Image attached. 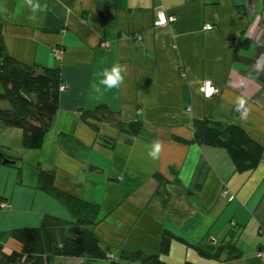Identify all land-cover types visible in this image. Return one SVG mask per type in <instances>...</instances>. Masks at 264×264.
Returning a JSON list of instances; mask_svg holds the SVG:
<instances>
[{"label": "crops", "instance_id": "crops-1", "mask_svg": "<svg viewBox=\"0 0 264 264\" xmlns=\"http://www.w3.org/2000/svg\"><path fill=\"white\" fill-rule=\"evenodd\" d=\"M37 2L47 7L33 22L25 0H0L5 45L27 64L59 67L63 87L41 149L18 150L24 160L20 173L0 165V231L35 226L46 214L67 216L37 188L33 166L41 163L54 171L57 188L99 205L95 234L114 255L157 252L164 228L192 244L220 241L236 227L238 246L251 226L254 237L242 239V256L222 264H264L258 257L264 248V151L254 171L239 174L223 149L170 140H190L193 119L213 115L236 124L264 149V0ZM158 12L175 21L155 28ZM48 14L63 23V32L40 30ZM116 64L126 68L124 82L107 91L100 85L101 96L92 85ZM205 81L217 89L212 98L198 92ZM240 97L249 109L243 120ZM99 103L124 122L140 119L145 131L129 139L103 124L100 134L115 140L113 148L103 146L78 119L79 109ZM20 137L16 129L0 128L3 147L18 146ZM156 139L162 151L152 160L148 152ZM161 260L213 264L177 241Z\"/></svg>", "mask_w": 264, "mask_h": 264}, {"label": "trees", "instance_id": "trees-1", "mask_svg": "<svg viewBox=\"0 0 264 264\" xmlns=\"http://www.w3.org/2000/svg\"><path fill=\"white\" fill-rule=\"evenodd\" d=\"M40 30L58 34L65 30V26L48 14ZM62 87L59 67L27 64L9 53L0 23V128L18 130L21 133L20 148L31 151L41 149L58 112ZM78 119L94 132L100 144L110 149L115 146V140L100 134L103 124L114 127L129 139L138 138L145 131L143 121L124 122L119 113L105 103L91 109H79ZM190 127V140L176 135H172L170 140L183 145L196 144L225 150L234 173H248L258 167L263 146L236 124L210 115L193 119ZM64 139L76 146L74 140ZM4 161L8 162L5 165H12L20 173L23 158L0 145V165H4ZM33 168L37 173V188L56 201L67 216L62 218L46 214L35 226L0 231V264H167L161 257L169 254L172 241L186 245L199 257L213 261V264L235 260L243 254L237 246L240 230L231 227L220 241L205 238L192 244L164 228L157 252L119 251L114 255L113 250L102 244L95 234V227L100 223L99 205L57 188L52 169L41 163ZM170 171L174 175L175 170ZM154 178L162 181L160 174H154ZM260 231L264 233V224Z\"/></svg>", "mask_w": 264, "mask_h": 264}, {"label": "clouds", "instance_id": "clouds-1", "mask_svg": "<svg viewBox=\"0 0 264 264\" xmlns=\"http://www.w3.org/2000/svg\"><path fill=\"white\" fill-rule=\"evenodd\" d=\"M25 4L30 9V12H31V15L28 16V19L33 22L37 20L36 14L38 12L44 11V8L47 7L46 5L42 7L41 4L37 2V0H25ZM257 66L259 67V62ZM125 71H126L125 66L120 65V64L113 65L111 70L104 69V71L101 73L103 78L99 80L98 84L92 85L93 90L102 96L103 92L101 91L100 85H103L104 90L106 91L111 90L113 88H117V89L120 88V86L124 82V76L122 75V72H125ZM246 103L247 101L243 97H240L237 99L238 110L243 109V111H241L242 120L247 118L248 112H249V109L245 107ZM161 151H162V142L159 139H156L151 144L150 150L148 152V156L152 160H157L160 157Z\"/></svg>", "mask_w": 264, "mask_h": 264}, {"label": "built area", "instance_id": "built-area-1", "mask_svg": "<svg viewBox=\"0 0 264 264\" xmlns=\"http://www.w3.org/2000/svg\"><path fill=\"white\" fill-rule=\"evenodd\" d=\"M175 21V18L172 15H167L164 12H158L155 16V20L153 22V26L156 28L164 27L172 22ZM206 30H210L211 26L206 25ZM104 46H108L107 44H104ZM198 91L201 95H203L205 98H211L217 94V89L210 81L203 82L199 88ZM224 194V193H223ZM258 257L264 260V250L258 252Z\"/></svg>", "mask_w": 264, "mask_h": 264}, {"label": "rangeland", "instance_id": "rangeland-1", "mask_svg": "<svg viewBox=\"0 0 264 264\" xmlns=\"http://www.w3.org/2000/svg\"><path fill=\"white\" fill-rule=\"evenodd\" d=\"M57 53V52H56ZM106 128H110L109 126H107ZM3 141V140H2ZM10 145H12L11 144V142H10ZM12 147V146H11ZM12 153H13V155H18L19 153H18V150L20 151V147H19V145L18 146H14V147H12ZM21 150H22V148H21ZM9 156V155H8ZM10 157V156H9ZM24 165V160L21 162V167ZM2 167H4V168H9L10 170H12L13 172H17V169L15 168V167H13L12 165H1ZM107 178V177H106ZM251 228H253V227H251V226H249L248 228H247V230H246V233H245V235L244 236H247V235H249L250 237H254V234L252 233L251 234V232H249V230L251 229ZM253 230H254V232H255V228H253ZM250 231H252V230H250ZM244 236H243V238H244ZM262 237H264V235H262ZM242 238V239H243ZM261 238V237H260ZM242 239L239 241V243H238V247L240 248V249H242V247H243V245H244V242L242 243Z\"/></svg>", "mask_w": 264, "mask_h": 264}, {"label": "water", "instance_id": "water-1", "mask_svg": "<svg viewBox=\"0 0 264 264\" xmlns=\"http://www.w3.org/2000/svg\"><path fill=\"white\" fill-rule=\"evenodd\" d=\"M7 163H8L7 161H4V162H3L4 165L7 164Z\"/></svg>", "mask_w": 264, "mask_h": 264}]
</instances>
